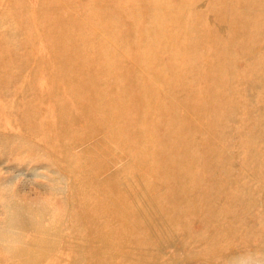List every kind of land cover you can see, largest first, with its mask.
I'll return each mask as SVG.
<instances>
[{"label":"rangeland","instance_id":"rangeland-1","mask_svg":"<svg viewBox=\"0 0 264 264\" xmlns=\"http://www.w3.org/2000/svg\"><path fill=\"white\" fill-rule=\"evenodd\" d=\"M97 1L0 0L5 17L0 32L18 24L20 30L19 38L9 34L0 43L5 140L13 144L26 136L31 110L43 119L46 108L55 112L54 101L44 99L51 93L72 112L85 110L65 84L50 86L54 34H41L37 24L43 7L68 13L83 27L72 44L84 40L90 74L81 72L73 56L66 61L69 71L93 92L91 99L110 103L119 123V141H112L102 127L87 135L89 123L83 120L76 126L84 133L78 143L70 141L71 153L89 148L105 162L100 179L119 171V197L128 190L132 209L153 208L150 216L139 217L155 224L152 233L147 230L150 242L137 250L135 237L136 246L123 251L119 264L142 252L148 264H264V0H105V21L90 13ZM114 18L116 29L110 27ZM99 38L106 42L105 57L97 52ZM29 82L31 95L25 91ZM0 145V159H5ZM9 165L13 168L0 161V170L5 166L10 172L2 174L10 177L5 183L0 178V264H14L12 249L69 261L74 251L66 248L69 238L59 246L60 230L48 227L55 244L47 246L41 228L28 224L48 205L53 185L48 170L26 159ZM37 193L43 196L39 211ZM12 205L16 209L10 210ZM55 205L64 209L59 200ZM178 212L183 215L179 228L160 224ZM65 214L62 232L71 212ZM21 215L23 225L21 220L15 224ZM56 222L62 225L61 219ZM135 232L141 237L145 229ZM1 233L5 239L17 237L16 247Z\"/></svg>","mask_w":264,"mask_h":264},{"label":"bare ground","instance_id":"bare-ground-1","mask_svg":"<svg viewBox=\"0 0 264 264\" xmlns=\"http://www.w3.org/2000/svg\"><path fill=\"white\" fill-rule=\"evenodd\" d=\"M104 2L105 0H98L90 10L91 15L98 17L99 20L104 16ZM53 10L54 8L50 12L49 7H43L37 17L41 34H54V42L50 46V56L56 68L49 67L50 86L56 88L59 83L65 84L70 95L75 97L77 104L84 106L85 110L84 112H72L73 110L68 105L59 101L56 92L51 93V96L44 97L45 100H53L56 108L55 112L46 108L44 112L48 115L44 119L37 114L38 112L35 113L31 108H28L31 110L30 113L34 115L28 120L29 123L25 124L24 134L26 136L37 135L36 140L20 136L18 141L9 144L2 135L8 132V129L0 130V143L4 144L5 155V159H0V161L8 168H13L9 163L26 159L33 164L42 163L48 170L47 178L54 185H52L53 190L51 186V191L47 193L48 200L46 203L48 205H43L42 211L39 212L41 216L34 214L28 220V224L38 225L41 228L46 237L47 246H51L52 243L55 244V241L50 232L45 231V229L51 227L53 230H60L61 241L59 246L63 239L69 238L71 246L66 248L74 251L72 255H69L71 258L67 261L62 256L55 259L41 252L36 256L30 249H12L13 262L14 264H47L48 261L52 260V264H119V260L125 256L122 254L123 251L135 244V237L139 248L137 250L143 249L150 242L149 236L147 237L149 235L147 230L149 229L152 233L156 229L154 228L155 224L152 225L151 219L146 221L139 217L144 214L150 216L153 208L151 206H143V208L137 206L132 209L130 205L132 196L128 190H124L123 195L119 197V171L100 179L98 174L105 168V162L102 157L91 153L89 148L72 155L71 143H78L77 139H80L81 133H84V130L79 131L80 129L76 126L80 122L88 120L90 127L86 126L87 135L93 134V130L102 127L110 133L112 141H119V123H116V118L111 113L110 103L105 102L104 99L99 101L95 98L91 99L93 92L81 85L77 73H73L72 69L69 71L66 61L69 60L70 56H73L81 66V72L86 73L84 74L86 76L90 74L87 68L90 60L86 56L89 52L81 45L84 40L78 44H72L73 35L83 27L77 20L74 21L70 14L60 15ZM105 18L106 16H104V21ZM4 19L5 17L0 16V26ZM9 23V25L14 24V21L11 20ZM116 23V18H114V21H110V27L114 29ZM18 27L19 24L12 29L9 28L11 29L9 33L0 32V43H5L9 34L12 39L19 38L20 30ZM103 40L105 39H97L96 45L99 54L103 48H106V42ZM103 52V55L100 54L101 57H105L107 51ZM58 63L63 66H59ZM34 73L33 71L32 75ZM32 85L31 82L27 83L25 87L27 95L32 94ZM26 102L30 103L31 101ZM49 112L52 113L49 114ZM53 113L55 118L51 119ZM19 121H23V119L19 118ZM11 136L15 137L16 135L11 132ZM5 169L4 166L0 170V178H3L2 174L7 176L10 174ZM55 171L58 172V175L52 177L50 174ZM4 178L6 179L5 183L10 177ZM35 195L34 204L38 205L37 210L39 211L41 207L39 202L43 196L41 193ZM58 200L63 204L64 209H59L55 205ZM16 207L12 205L9 209L13 210ZM145 208L147 209L145 210ZM62 211L71 212L66 219V222L69 223L65 232H62V228L67 214L62 215ZM21 212H25V208H22ZM28 214L33 213L28 212ZM182 216V213H175V216L166 217L165 222L160 224H164L169 229L179 228ZM57 219L62 220V225L59 227L60 223L56 222ZM18 220H21V225H23L24 218L22 215L14 223L18 224ZM139 229H145V233L141 237H139L140 233L136 234L135 232ZM1 234L4 236L2 237L4 240H11L8 243L10 247H16L14 241L17 240V237L11 235L5 239L7 238L5 233ZM36 243L40 244L38 241ZM39 248L41 249V247ZM116 249L121 250V252H114ZM142 254V256L138 254L131 256V262H127V264H148L146 254L143 252Z\"/></svg>","mask_w":264,"mask_h":264}]
</instances>
